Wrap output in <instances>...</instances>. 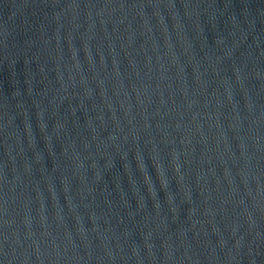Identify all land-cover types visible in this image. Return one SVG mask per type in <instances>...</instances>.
<instances>
[{"label": "water", "instance_id": "obj_1", "mask_svg": "<svg viewBox=\"0 0 264 264\" xmlns=\"http://www.w3.org/2000/svg\"><path fill=\"white\" fill-rule=\"evenodd\" d=\"M264 214V0H0V264H242Z\"/></svg>", "mask_w": 264, "mask_h": 264}]
</instances>
